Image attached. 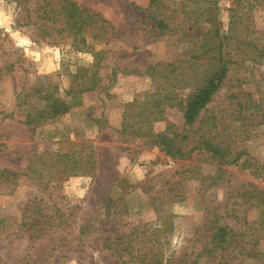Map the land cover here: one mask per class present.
I'll use <instances>...</instances> for the list:
<instances>
[{
    "label": "rangeland",
    "instance_id": "1",
    "mask_svg": "<svg viewBox=\"0 0 264 264\" xmlns=\"http://www.w3.org/2000/svg\"><path fill=\"white\" fill-rule=\"evenodd\" d=\"M69 1L95 14L82 35L69 32L63 0H0V264H264L240 252L243 242L253 247L257 213L238 197L249 184L264 190V180L226 164L208 188L202 177L218 165L202 150L178 159L121 130L135 99L139 112L153 98L190 93L143 73L161 62L182 70L194 48L211 49L216 26L230 61L221 88L192 127L179 106L161 105L152 132L170 122L191 148L199 123L216 116L229 131L245 124L233 156L263 161L264 0H163L195 42L185 49L179 31L157 28L149 0ZM114 68L127 73L113 78ZM34 88L76 105L27 125L19 94ZM30 100V111L42 110L45 101ZM220 226L237 236L207 253Z\"/></svg>",
    "mask_w": 264,
    "mask_h": 264
},
{
    "label": "trees",
    "instance_id": "2",
    "mask_svg": "<svg viewBox=\"0 0 264 264\" xmlns=\"http://www.w3.org/2000/svg\"><path fill=\"white\" fill-rule=\"evenodd\" d=\"M63 1L67 3L65 7V10H67L65 16L67 17V23L69 21V32L76 36L82 35L86 27L91 24L92 15L95 14L92 13V15H90L88 10L79 8L73 1ZM149 9L151 19L155 22L159 30L163 32L177 30L180 32L178 42L181 49L188 48L191 44L195 45L193 40H186L187 36L185 32L182 31L183 26L175 22L176 16L174 15L170 18L173 12L168 11L163 0H149ZM196 10L197 9L194 7L183 10L182 13L184 17L182 21H191L193 18L192 14L194 11L196 12ZM99 22L97 26L99 30H103L104 26L108 25L107 21L101 17ZM213 32L215 33L214 38H216L217 41L212 44L211 49L206 51L203 50L206 47L204 45L202 46V44L198 46L199 48H194L188 60L182 62L185 64L182 70H179L181 67L176 66V64L171 63L166 65V63L161 62L147 67L143 73L144 76L151 77L152 79L157 78L158 75L159 78L167 83L170 80H176L178 86L169 85L170 90H172V88L176 90L177 87L184 86L191 89L190 93L180 98H175L172 95L153 98L151 105L147 103L139 112H135L134 107L138 104V99H135L133 103L127 104L129 110L127 109L123 115L121 130L128 134L146 137L147 141L161 148L166 155L178 159L189 158L196 150H202L207 158L218 165L217 172L213 177H202L203 183L208 181L206 182L208 188L219 179L223 169L222 166L226 164H237L242 169L249 170L255 178L264 180V160L259 161L251 157H246L243 152L233 156L235 144L241 141L242 136L246 133L244 128L245 124H239V130L233 129L229 131L224 126H218L221 123L216 119V116L210 117L206 123H203V121L199 123V126L196 128V133L200 134L197 136L196 140H193L195 144L191 148H189L190 137L184 132L182 134L178 133L176 131L177 127L170 122H166L165 129L162 132L155 134L152 132V125L154 122L164 121V108L161 107V105L167 103L170 106H179L182 111L184 125L192 127L202 110L208 106L221 88L230 61L226 60L227 55L222 51V36L219 37L216 26H214ZM82 45L85 46V40L83 38ZM210 50L215 51L216 54L214 53V56L207 55ZM99 53L101 52H96L95 55ZM187 70L189 72H187ZM118 72L127 73L126 70L119 71V69L114 68L111 71V77L114 78ZM192 80L195 81L192 83ZM89 89H99L98 82H94ZM33 98L39 101H45L42 110L35 114L32 110L30 111V109L34 108L30 100ZM19 99L27 105L25 108L26 115L24 120V123L27 125H33L45 120L46 116L44 111L46 109H49L52 113L57 112L58 115H61L76 105L73 99L66 100L55 94H48L47 90H38V88L30 89L24 94L21 92L19 94ZM139 105L143 106L144 103ZM19 107L21 106L19 105ZM238 117L246 118L241 116V114H238ZM92 154L93 152L91 155ZM10 175L14 176V174ZM238 197L246 199V202L249 204V209H254L257 213V219L252 222L250 227V229L254 230L251 233V236L254 234L253 240L255 242L252 245L253 247L248 248V250L245 249L246 243L242 241L244 244L240 247V252L245 253L244 255L247 257L257 259L261 261V263H264V250L259 248L260 241L264 243V190H258L256 186L249 184L247 188H243V191L238 194ZM256 224H258V227L255 226ZM235 236H237V233L232 232L226 226L218 227L212 236V248H210L207 253L223 250V244H228Z\"/></svg>",
    "mask_w": 264,
    "mask_h": 264
}]
</instances>
